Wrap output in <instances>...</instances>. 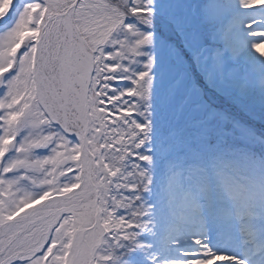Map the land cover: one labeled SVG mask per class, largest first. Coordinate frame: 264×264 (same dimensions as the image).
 I'll return each instance as SVG.
<instances>
[{
	"label": "snow or ice",
	"instance_id": "1",
	"mask_svg": "<svg viewBox=\"0 0 264 264\" xmlns=\"http://www.w3.org/2000/svg\"><path fill=\"white\" fill-rule=\"evenodd\" d=\"M238 7L264 11V0H238ZM253 23L243 26L251 30L248 46L264 80V28L252 30ZM240 24L221 0H11L0 16V264H251L248 256L255 252L264 258V232L246 242L253 246L241 256L211 238L174 248L177 236L166 239L149 227L153 206L138 194L139 185L119 182L125 179L120 149L112 152L115 141L97 136V97L88 77L99 59L93 53L109 67L144 58L146 71L138 77L150 76L147 95L137 91L138 80L119 91L124 77L114 73L104 97L113 114H133L143 97L160 131L179 127L189 146L212 151L231 139L264 147V89L257 108L233 67L242 56L233 39ZM100 44L106 46L98 49ZM171 60L194 67L203 83L187 72L166 77ZM209 95L221 102L211 103ZM109 97L125 105L131 97V110L110 104ZM139 124L150 128L153 120ZM246 165V158L235 163L239 170ZM260 169L264 186V159ZM198 171L204 175L185 193L181 211L203 207L205 193L211 208L221 195L219 181L213 186L207 170ZM245 180L232 177L238 196L247 191ZM183 183L181 178L177 186ZM46 193L51 195L42 199Z\"/></svg>",
	"mask_w": 264,
	"mask_h": 264
},
{
	"label": "rangeland",
	"instance_id": "2",
	"mask_svg": "<svg viewBox=\"0 0 264 264\" xmlns=\"http://www.w3.org/2000/svg\"><path fill=\"white\" fill-rule=\"evenodd\" d=\"M7 2L9 0H0V16L7 12ZM222 3L231 5L232 11L236 13L241 21V24L233 34L234 42L242 45V56L235 65L241 66L246 77L251 81V84H244V91L247 94V98L258 108L261 101V89H264V80H261L260 74L254 75L252 73V64L249 63L250 61L246 57L247 53L252 52L248 46V42L252 37L249 34L251 30L245 29L243 22L254 21L252 30L264 28V11L240 9L238 0H227ZM30 17L31 13H29ZM114 36L120 38L119 34H114ZM105 46L100 44L96 47L100 49ZM187 69L190 70L191 76L200 80L199 73L194 67ZM225 79H228L227 73H225ZM200 83L202 84L203 81L200 80ZM240 84L243 85L241 80ZM208 99L211 103L221 102L215 95H209ZM254 128L259 130L258 125L254 126ZM233 141L236 142V140ZM247 145L253 148L250 144ZM237 160L229 156L226 149H217L214 153L207 154L202 165L194 164L186 168L173 166L165 170L158 180L155 181L153 179L151 185L154 184V186L149 190V200L147 202L153 206L149 209L151 220L149 227L151 229L159 228L166 239L170 236H177L179 243L173 245L174 248L182 247L185 250L192 248L193 236L211 238V240L213 239L219 243L223 241L232 247L244 248L247 246L246 240L242 242L243 244L238 245V242L230 236L233 232L231 224L237 218H240L241 221L246 220L244 214L239 213L235 217V208L251 213L253 219L259 217L260 223L264 224V186H262L261 182V173L255 171V166L250 170L246 167L243 170H239L235 167ZM198 169L207 170V173L212 176L213 186H215L216 181H219L221 195L214 200L212 207L209 208L207 194H202L200 203L203 207H195L190 210L189 212L193 214L192 217L181 213L177 214L175 211H179L183 207L185 193L189 192L191 187L197 184L198 178L204 175ZM190 170L191 182L188 180ZM233 176H239L242 180L245 176L247 177V180H245L247 191L242 197L238 196L234 191H231V194L228 195V190L231 189L230 186H234L232 183ZM181 178L184 179V183L183 186L178 187L177 185ZM50 195V193H46L42 199H48ZM35 203H40V201ZM188 203L191 205V201ZM193 229L197 230L193 231ZM234 231H236V228H234ZM249 256L251 258L248 257V259H251V262L253 261L252 264L258 263L259 259L255 253ZM262 262L264 264V259ZM191 264H196V262H191ZM204 264H212V262L207 261Z\"/></svg>",
	"mask_w": 264,
	"mask_h": 264
},
{
	"label": "trees",
	"instance_id": "3",
	"mask_svg": "<svg viewBox=\"0 0 264 264\" xmlns=\"http://www.w3.org/2000/svg\"><path fill=\"white\" fill-rule=\"evenodd\" d=\"M9 2H7V6H9ZM33 9L34 11L36 10L35 8ZM143 59L141 57H133L131 61L128 59L123 61L124 67L120 65L109 67L105 57L101 55L100 59L95 61V72L91 86L97 97L96 112L99 115L97 122L99 132L97 136L100 137L101 142L105 139L115 141L111 151L116 152L117 149H120L117 155L123 158L122 167L124 169L123 175L125 176V179H120L119 182L121 184L139 185L138 194L145 200L147 195V192L144 191L145 186L149 187L159 172L169 164L168 148L173 144L187 145V137L186 134H181L179 127L165 129L161 132L157 115L155 113L151 117L147 115L148 101L143 97L136 100L135 112L131 115L129 111L123 110L118 114H113L109 111L108 105L104 104V97L110 91L109 83L112 81L114 73L124 77L118 86L119 91L123 92L124 86H130L132 80H138L137 91L144 92L145 96L147 95L146 89L149 85L150 76L138 77L139 73L146 71L143 66ZM125 67L128 69L127 71H125ZM184 73H186L185 66L176 60H171L168 61L164 75L174 80ZM159 78L160 73L158 72L157 83H159ZM243 86L245 85L243 84ZM127 99L129 101L127 105L124 104V100L120 97H109V103L131 110L132 98L127 97ZM141 113L144 115L141 116ZM142 119H152L153 124L150 128L141 127L139 122ZM173 131L176 132V135L172 134ZM141 141H143L142 144ZM105 150L101 149V151ZM141 157H147V159H141ZM121 191L127 195L128 190L126 188L121 189ZM132 199L134 200L135 197L133 196Z\"/></svg>",
	"mask_w": 264,
	"mask_h": 264
},
{
	"label": "bare ground",
	"instance_id": "4",
	"mask_svg": "<svg viewBox=\"0 0 264 264\" xmlns=\"http://www.w3.org/2000/svg\"><path fill=\"white\" fill-rule=\"evenodd\" d=\"M246 57H247V59L250 61L249 63L250 64H252V73L254 74V75H258V74H260V71H259V69H260V60H258L257 59V57H256V55L254 54V52L252 51L251 53H247L246 54ZM253 64H255V71H253ZM90 69H91V67L89 68V72H88V76H89V73H90ZM195 208V206L194 205H192V209H194ZM188 211V210H187ZM177 214L178 213H181V214H183V212L184 211H181V210H179V211H175ZM251 226H255V223L254 224H251ZM251 228V227H250ZM256 228H258V227H256ZM253 246V245H252ZM220 248H222V247H220ZM227 250H230V251H235L236 253H237V255H241V253H239L238 252V250H236V249H227ZM241 256H243V255H241ZM217 259H224V257H217Z\"/></svg>",
	"mask_w": 264,
	"mask_h": 264
}]
</instances>
